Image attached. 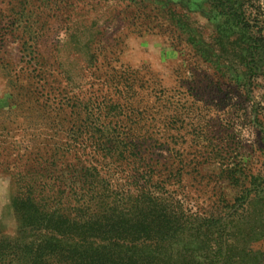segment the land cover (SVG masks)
<instances>
[{
  "label": "rangeland",
  "instance_id": "374dc122",
  "mask_svg": "<svg viewBox=\"0 0 264 264\" xmlns=\"http://www.w3.org/2000/svg\"><path fill=\"white\" fill-rule=\"evenodd\" d=\"M220 1L0 0V264L36 246L20 233L17 197L82 203L89 166L120 193L144 184L147 194L153 175L163 199L172 192L185 211L173 264H233L226 249L217 256L212 216L251 188L233 251L236 264H264V47L225 21ZM222 1L264 16V0ZM87 94L108 101L112 159L74 141L84 122L71 101Z\"/></svg>",
  "mask_w": 264,
  "mask_h": 264
},
{
  "label": "trees",
  "instance_id": "16d2710c",
  "mask_svg": "<svg viewBox=\"0 0 264 264\" xmlns=\"http://www.w3.org/2000/svg\"><path fill=\"white\" fill-rule=\"evenodd\" d=\"M217 9L225 21L237 27L242 26L247 39L264 47L263 15L236 12L231 5L225 6L222 0ZM249 32L253 35H248ZM92 65L94 73L102 71L104 67L101 64ZM99 98L95 94H87L72 99V115L84 122L79 127L75 126L80 133H77L78 138L74 141L87 143L90 154L104 155L106 160L107 155L112 159L116 153L117 139L112 122H100L108 108V101L104 97L101 101ZM147 141H150L148 131ZM87 169L95 170V179L75 194L83 198L82 203L69 202L65 208L43 202L47 195H42L40 202L30 196L25 199L17 197L21 200L19 213L23 228L20 233L25 235L27 230L37 235L36 246L25 251L17 264H173L171 241L181 228L185 211L174 207V198L170 196L172 192H164L168 196L163 199L162 192L152 188L153 184H148L150 179L156 183V175H153L147 178V194L144 184H139L136 190L129 188L120 193L104 177L102 179L105 182L100 187L102 179H97V176L100 173L98 170L102 168L97 170L89 166ZM252 192L251 188L242 191L233 204L226 206L229 210L224 218L212 216L213 222L218 223L214 228L218 235L217 244L220 245L217 256L226 249L223 259L233 264L237 263L233 251L236 239L234 232L238 229V222L244 219L238 218L241 212L245 215L246 201ZM142 198H146L147 207L143 206ZM262 198L260 200L263 203L264 193ZM241 201L237 206V202ZM23 207L26 212H22ZM262 208L264 210V205ZM224 234L227 236L226 241ZM13 254L18 256L11 250L1 255L12 257Z\"/></svg>",
  "mask_w": 264,
  "mask_h": 264
},
{
  "label": "clouds",
  "instance_id": "9594fccd",
  "mask_svg": "<svg viewBox=\"0 0 264 264\" xmlns=\"http://www.w3.org/2000/svg\"><path fill=\"white\" fill-rule=\"evenodd\" d=\"M135 40H136L135 37H130V38H129V43H134ZM125 58L128 59V58H130V57L128 56V54H126V55H125ZM134 63H138V60H137V61H134Z\"/></svg>",
  "mask_w": 264,
  "mask_h": 264
}]
</instances>
